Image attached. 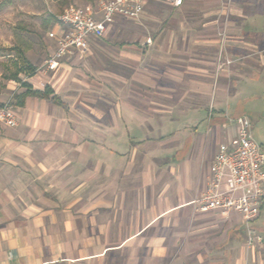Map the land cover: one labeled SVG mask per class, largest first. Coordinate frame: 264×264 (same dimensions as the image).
<instances>
[{"label": "crops", "instance_id": "1", "mask_svg": "<svg viewBox=\"0 0 264 264\" xmlns=\"http://www.w3.org/2000/svg\"><path fill=\"white\" fill-rule=\"evenodd\" d=\"M110 30L0 126V264H264V202L251 246L238 212L191 205L237 118L264 150V0H147Z\"/></svg>", "mask_w": 264, "mask_h": 264}, {"label": "built area", "instance_id": "2", "mask_svg": "<svg viewBox=\"0 0 264 264\" xmlns=\"http://www.w3.org/2000/svg\"><path fill=\"white\" fill-rule=\"evenodd\" d=\"M147 0H96L89 8L70 6L65 8L46 33L54 46L43 59L40 68L55 70L58 62L76 50L87 53L92 40L103 38L117 17L137 21L143 13ZM164 4L179 8L184 0H160ZM219 54L216 70L229 65L232 60L222 59L226 35L219 32ZM237 135L231 147L218 145L213 156L211 172L204 190L191 201L197 213L214 210L236 211L246 229V244L260 242L252 228L264 202V150L253 138L251 122L247 116L236 119ZM17 125V116L11 105L0 106V126Z\"/></svg>", "mask_w": 264, "mask_h": 264}, {"label": "rangeland", "instance_id": "3", "mask_svg": "<svg viewBox=\"0 0 264 264\" xmlns=\"http://www.w3.org/2000/svg\"><path fill=\"white\" fill-rule=\"evenodd\" d=\"M96 0H0V106H13V95L23 91L18 79L33 77L46 57L53 42L46 33L65 8H89ZM105 38L110 44H121L124 38H115L110 30ZM22 57L35 67L33 74L24 73ZM18 78V79H17ZM28 82V81H27ZM244 114V113H243ZM247 115V114H245ZM258 128H253L257 139Z\"/></svg>", "mask_w": 264, "mask_h": 264}, {"label": "trees", "instance_id": "4", "mask_svg": "<svg viewBox=\"0 0 264 264\" xmlns=\"http://www.w3.org/2000/svg\"><path fill=\"white\" fill-rule=\"evenodd\" d=\"M17 52L22 57L21 51L17 50ZM21 60H22V65H23L25 75L29 76V75L33 74L35 71V67L33 65H31V63L29 61H27L24 57H22ZM18 82H19L20 86L23 88V91L16 93L12 96L13 97V104L15 106H21L27 96H34V97H38V98H48L51 100L58 101V97H56V96L50 97L52 91L47 85H45L43 90L40 91V90L34 89L32 87V85L29 82H27L26 80L18 79Z\"/></svg>", "mask_w": 264, "mask_h": 264}]
</instances>
